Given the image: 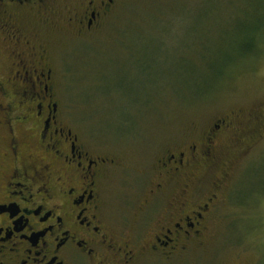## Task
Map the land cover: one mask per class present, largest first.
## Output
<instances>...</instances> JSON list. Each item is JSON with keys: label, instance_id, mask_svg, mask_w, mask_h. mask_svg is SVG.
I'll list each match as a JSON object with an SVG mask.
<instances>
[{"label": "flooded vegetation", "instance_id": "obj_1", "mask_svg": "<svg viewBox=\"0 0 264 264\" xmlns=\"http://www.w3.org/2000/svg\"><path fill=\"white\" fill-rule=\"evenodd\" d=\"M126 1L0 0V264H149L205 244L228 175L209 191L205 179L241 115L166 149L129 226L108 194L117 162L72 129L58 98L54 48L99 32Z\"/></svg>", "mask_w": 264, "mask_h": 264}, {"label": "rangeland", "instance_id": "obj_2", "mask_svg": "<svg viewBox=\"0 0 264 264\" xmlns=\"http://www.w3.org/2000/svg\"><path fill=\"white\" fill-rule=\"evenodd\" d=\"M261 1L127 0L99 32L81 40L63 38L54 48L61 55V106L72 129L117 162L108 194L129 226L152 180L149 168L166 149L198 140L216 118L241 115L236 124L242 131L224 138L205 179L209 191L216 178L228 175L205 244L183 258L151 259L149 264H264V39L255 56L235 62L232 52L236 31L258 16ZM204 23L213 29L204 43L210 65L202 69L205 78L187 69L194 81L186 88L177 84L190 77L176 55L199 41ZM216 25H221L220 34ZM129 40L139 46L132 57L123 46ZM220 70L222 78L216 75ZM102 73L111 77V87H104L112 91L111 102L94 89Z\"/></svg>", "mask_w": 264, "mask_h": 264}, {"label": "trees", "instance_id": "obj_3", "mask_svg": "<svg viewBox=\"0 0 264 264\" xmlns=\"http://www.w3.org/2000/svg\"><path fill=\"white\" fill-rule=\"evenodd\" d=\"M255 12H257L258 16L255 17V19H251L249 21V25H247L246 28H245V25H242L239 28V31H236V33H237V35H235V40L237 41L236 42V48H235V51H232V52L236 55L237 58L235 57L236 60H235V58L228 60L227 63L230 64L229 68L234 66V62H233L234 60L236 62L237 60L243 59L244 57L252 55V54H254V56H255L260 52V51L258 52V48L256 45L259 44L262 39H264V0L261 1L260 3L259 2L257 3ZM232 21L233 20H229L230 23ZM218 24H220V23H218ZM220 29H221V25H216L214 27V30H218L217 34H220V32H221ZM212 30L213 29L211 28L210 23H208V24L204 23V27L199 29V38H198L199 41H197L195 43V45H193L192 47L185 49L176 55L178 57L177 59H179L178 62L183 64V65H181L182 66L181 70L183 72H186L185 73L187 75L186 77H190L189 79L185 78V80H183L182 83L177 82V84L182 85L183 87H186V88L188 86H191L192 82L194 81V76L189 75L187 73L188 72L187 69L197 71L198 77L205 78V75H204L205 72H202V69L207 71L208 70L207 67L210 65V57H209V53H208V49H207L208 46L204 44V43H206L205 36H208V37L211 36V34L213 32ZM144 36H145V38L142 40H146L147 35L144 34V32H141L138 34V37H144ZM139 39H141V38H139ZM129 43L130 44H126L123 46H127L128 49H127L126 53L129 54L130 57H132L133 52L138 50L139 46L133 45L136 43L134 40H129ZM159 46L160 45L157 46V49L161 48ZM147 47H142V49L144 48L143 52L147 51V49H148ZM188 52H190V53H188ZM186 53H188V54H186ZM205 55H207V57ZM191 62H192V64H191ZM109 64L111 66L113 65V59L112 58L110 59ZM102 74H98L97 83L95 84L94 89L96 90V92H99L104 97L106 96V99L109 102H111V100H109L107 97L113 96V95H108L112 91L107 92L104 90V87H106V86L111 87V85H110V81H111L110 78L111 77L108 78L105 75L106 74L113 75V72L112 73H106V74L102 73ZM222 74H223V72L221 73V70H220L219 73L216 75H218L217 76L218 78H219V76L222 78V76H223ZM198 77H196V78H198Z\"/></svg>", "mask_w": 264, "mask_h": 264}]
</instances>
